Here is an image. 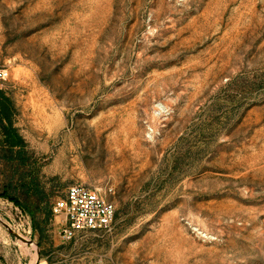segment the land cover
<instances>
[{
	"label": "rangeland",
	"instance_id": "rangeland-1",
	"mask_svg": "<svg viewBox=\"0 0 264 264\" xmlns=\"http://www.w3.org/2000/svg\"><path fill=\"white\" fill-rule=\"evenodd\" d=\"M0 69V264H264V0H0Z\"/></svg>",
	"mask_w": 264,
	"mask_h": 264
},
{
	"label": "built area",
	"instance_id": "built-area-1",
	"mask_svg": "<svg viewBox=\"0 0 264 264\" xmlns=\"http://www.w3.org/2000/svg\"><path fill=\"white\" fill-rule=\"evenodd\" d=\"M9 71L0 69V82L7 81ZM56 217H62L61 236L72 240L81 232H109L113 228L116 208L96 188L75 185L71 187L52 209Z\"/></svg>",
	"mask_w": 264,
	"mask_h": 264
}]
</instances>
